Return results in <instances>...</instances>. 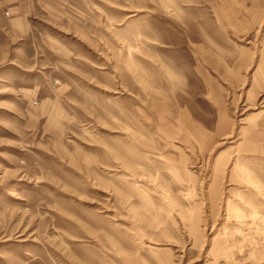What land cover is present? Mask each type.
Returning <instances> with one entry per match:
<instances>
[{
    "label": "rangeland",
    "instance_id": "1",
    "mask_svg": "<svg viewBox=\"0 0 264 264\" xmlns=\"http://www.w3.org/2000/svg\"><path fill=\"white\" fill-rule=\"evenodd\" d=\"M0 264H264V0H0Z\"/></svg>",
    "mask_w": 264,
    "mask_h": 264
}]
</instances>
